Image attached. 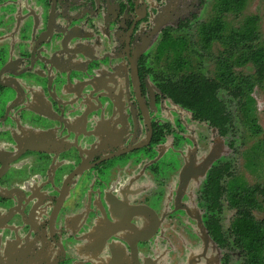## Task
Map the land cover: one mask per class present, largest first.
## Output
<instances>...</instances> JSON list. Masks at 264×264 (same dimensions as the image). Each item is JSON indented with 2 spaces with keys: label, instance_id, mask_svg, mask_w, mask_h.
<instances>
[{
  "label": "flooded vegetation",
  "instance_id": "obj_1",
  "mask_svg": "<svg viewBox=\"0 0 264 264\" xmlns=\"http://www.w3.org/2000/svg\"><path fill=\"white\" fill-rule=\"evenodd\" d=\"M220 1L0 0V264H188L203 224L244 264L210 178L238 149L230 94L221 119L182 83L229 61L202 46L240 17Z\"/></svg>",
  "mask_w": 264,
  "mask_h": 264
},
{
  "label": "trees",
  "instance_id": "obj_2",
  "mask_svg": "<svg viewBox=\"0 0 264 264\" xmlns=\"http://www.w3.org/2000/svg\"><path fill=\"white\" fill-rule=\"evenodd\" d=\"M250 0H221L217 11L232 15H242ZM258 15L248 16L239 27L228 25L222 18L208 25L202 32V46L206 50L213 42H222L230 52L229 61L220 62L217 79L209 80L203 76L188 74L183 77V85L195 101L204 109L219 110L218 118L223 117L221 102L216 97L219 88L228 90L238 104L245 125L254 136H260L263 128L259 124L257 102L254 98L256 88L264 89V42L260 34ZM189 39L180 37L169 42L177 51L174 68H188L192 63L183 52L189 49ZM253 66L255 73L247 74L245 67ZM237 69H241L237 71ZM213 110V111H214ZM231 119V117H230ZM218 121V120H216ZM231 121V120H230ZM248 172L264 179V140H258L244 153ZM232 165L225 168L229 176L224 186L214 179L218 171L211 175L214 192L219 198L227 195L229 207L236 211L229 231L235 245L244 254V264H264V218L258 219L255 212L264 209V183L250 186L243 177H235ZM222 188L226 190L223 193ZM217 226V230H218Z\"/></svg>",
  "mask_w": 264,
  "mask_h": 264
},
{
  "label": "rangeland",
  "instance_id": "obj_3",
  "mask_svg": "<svg viewBox=\"0 0 264 264\" xmlns=\"http://www.w3.org/2000/svg\"><path fill=\"white\" fill-rule=\"evenodd\" d=\"M253 15H258L260 18L259 30L262 42H264V0H250L248 6L238 19H234L233 16H230V19L233 23V26L237 27L241 23H243L248 16ZM214 50L217 51L218 49L214 48ZM190 57L192 58V56ZM213 66L214 64L209 63L208 69ZM240 70L241 69H238L237 71ZM243 71L247 74L255 73V69L251 65L245 67ZM254 98L257 102V115L259 119V124L263 128V133L258 137L254 136L249 130V128L245 125L246 123L244 121L243 115L241 114L238 108V104L234 100H232L230 95H228V97L225 99L228 109L231 110V117L239 135V139H237L238 149L236 151V154L230 158V163L232 165L231 172L235 177H243L250 186H255L258 183H264V179L251 175L245 166L246 158L244 157V153L246 152L247 148L258 140H264V89H260L259 87L256 88L254 92ZM255 214L258 219H263L264 209L256 211ZM223 215L225 225L229 226L230 222L235 218L236 213L233 209L226 208Z\"/></svg>",
  "mask_w": 264,
  "mask_h": 264
},
{
  "label": "water",
  "instance_id": "obj_4",
  "mask_svg": "<svg viewBox=\"0 0 264 264\" xmlns=\"http://www.w3.org/2000/svg\"><path fill=\"white\" fill-rule=\"evenodd\" d=\"M203 232L200 237L199 245L192 252L187 249L189 259L188 264H222V250L217 243L207 234V229L202 225ZM162 262L168 260L166 257L160 259Z\"/></svg>",
  "mask_w": 264,
  "mask_h": 264
}]
</instances>
